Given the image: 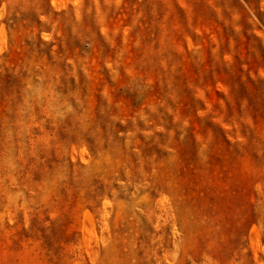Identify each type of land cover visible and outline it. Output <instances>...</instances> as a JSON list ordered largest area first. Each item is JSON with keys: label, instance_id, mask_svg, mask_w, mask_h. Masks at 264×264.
Masks as SVG:
<instances>
[{"label": "rangeland", "instance_id": "1", "mask_svg": "<svg viewBox=\"0 0 264 264\" xmlns=\"http://www.w3.org/2000/svg\"><path fill=\"white\" fill-rule=\"evenodd\" d=\"M0 264H264V0H0Z\"/></svg>", "mask_w": 264, "mask_h": 264}]
</instances>
